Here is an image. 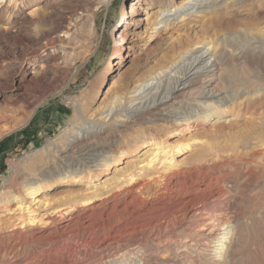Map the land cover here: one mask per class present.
Masks as SVG:
<instances>
[{
    "label": "bare ground",
    "instance_id": "1",
    "mask_svg": "<svg viewBox=\"0 0 264 264\" xmlns=\"http://www.w3.org/2000/svg\"><path fill=\"white\" fill-rule=\"evenodd\" d=\"M6 1L0 0V35L17 28L18 35L26 32L21 39L42 41L32 51L37 59L32 77L22 85L26 90L48 63L58 66L60 61L69 68L91 50L98 41L96 10L113 0ZM141 3L149 5L144 12ZM249 4L129 0L127 10L121 4L116 61L108 60L78 99L70 97L72 114L61 135L10 166L0 188V264L29 263L20 255L26 245L59 244L58 238L92 216L112 234L116 226L109 225V217L124 211L138 227L151 228L150 239L131 238L125 245L147 248V257L157 255L156 264H235L242 230L264 215V108L249 106V101L264 99V31L231 37L212 33L207 40L204 36L211 24L224 21L221 14L227 9ZM11 14L19 18L11 20ZM75 19L85 24V34L73 29ZM180 28L188 35L189 47L174 55L181 37H172L168 45L173 57L168 62L145 75L131 72L132 86L123 80L127 67L119 70L102 91L113 66L122 67L124 52L161 42ZM190 31L201 32L200 40L189 39ZM230 59L235 61L231 66ZM26 62L22 60L20 67ZM239 119L256 125L259 132L223 155L214 147H203V137L221 121ZM172 135L181 139L176 143ZM221 156L243 167L236 174L239 179L215 177L214 166L205 164ZM62 184L69 191L37 198ZM79 185L84 189H76ZM137 200L142 204L134 211ZM147 257L140 264H150Z\"/></svg>",
    "mask_w": 264,
    "mask_h": 264
},
{
    "label": "rangeland",
    "instance_id": "2",
    "mask_svg": "<svg viewBox=\"0 0 264 264\" xmlns=\"http://www.w3.org/2000/svg\"><path fill=\"white\" fill-rule=\"evenodd\" d=\"M6 2L12 3L8 0ZM247 2L250 4L240 8L241 10L229 8L228 11L223 12L221 16L225 18L224 21L220 24H211L208 28L211 32L205 34V40L209 39L208 36L212 33L217 34L216 36L225 34L231 37L237 33L264 31V0H247ZM122 3H125L127 10L129 0H113L110 5L100 4L98 6L95 15L98 41L90 51L79 56L69 68H66L60 61L58 66L48 63L41 73L35 75L33 86L26 90L22 88V85L32 77L31 74L34 70L33 60L35 57H32V51L42 41L34 37L21 39L20 36L26 32L22 30V33L18 35L17 28H12L11 34L7 36L0 35V188L9 177L12 163L20 161L25 155L61 135L72 114L70 97L78 99L80 90L88 81L97 77L108 60L111 64L116 61L114 47L121 26L118 29H115V26L121 24L120 8ZM148 6L141 3V12H144ZM27 11L28 8H25L24 13ZM8 18L16 20L19 16L11 14ZM24 26L22 28H25ZM72 27L80 35L85 34L86 26L81 19L73 20ZM112 29L113 35H111ZM183 32L184 28H180L174 31L172 36L167 34L161 42L156 43L153 40L146 48L135 47L128 53L124 52L122 67L113 66L114 71L106 79L101 88L102 91L106 90L116 79L119 70L122 71L127 67V73L123 76V80L129 81L132 86L131 72L145 75L156 71L168 62L173 57V49L168 45L172 37H181L180 43L175 44L174 52L176 53L174 55L183 48L189 47L188 35ZM190 33L189 39L192 37L191 39L194 41H199L202 37L201 32L198 35H193L191 31ZM22 60L27 62L21 68ZM231 61L229 66L235 63L234 60ZM38 62L41 61L38 60ZM235 77L243 78V76ZM259 100L249 101V106L256 107L255 109L264 108V99ZM94 105L93 103L92 106ZM241 120L228 124L221 121L213 131L203 137L205 141L203 147H214L220 155H223L226 149H232L242 139L259 132L256 125L244 123ZM180 139L177 135L170 137V140H175L176 143ZM205 164L214 166L211 171L215 177L219 178L236 175L243 168L239 169V166H234L233 161L224 160L222 156L212 162L205 160ZM103 178L94 181L93 184L100 183ZM84 187L85 185H79L76 186V189H84ZM69 188L68 185L62 184L54 189L45 190L46 193L39 194L37 198L59 196L69 191ZM141 204V200L134 201V211L139 209ZM126 214L127 212L124 211L109 217V225L115 224L114 226H116V231L112 234L108 235L106 232L108 226L106 228V226L98 224L97 216H92L85 219L83 224L71 227L64 237L58 238L59 244L48 243L42 247L36 245L37 248L26 245L25 249L20 250V255H24L23 257L28 259L29 263L27 264H87L88 262V264H140L141 258L147 257V253L150 251L148 252L145 247H128L125 242L131 238L148 237L150 239L151 228L143 225L138 227L139 222L133 223L132 218ZM103 218H106V215H103ZM175 221L173 220L171 223ZM125 225L128 228L120 229ZM133 225H136L135 228L132 227ZM174 226L177 228V225ZM151 233L154 234L156 231L153 230ZM80 234L85 235L84 238H78L77 235ZM61 241L63 244H60ZM29 248L30 251L27 253ZM2 254L0 248V258ZM236 255L235 264H264V215H261L256 223L242 230ZM155 256L157 257V255L147 257L150 264L157 263Z\"/></svg>",
    "mask_w": 264,
    "mask_h": 264
}]
</instances>
